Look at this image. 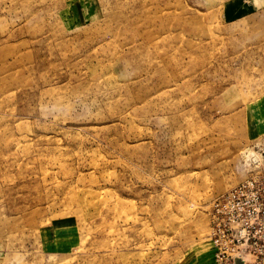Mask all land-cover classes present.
Segmentation results:
<instances>
[{"label":"rangeland","instance_id":"obj_1","mask_svg":"<svg viewBox=\"0 0 264 264\" xmlns=\"http://www.w3.org/2000/svg\"><path fill=\"white\" fill-rule=\"evenodd\" d=\"M263 151L264 0H0V264H217Z\"/></svg>","mask_w":264,"mask_h":264},{"label":"built area","instance_id":"obj_2","mask_svg":"<svg viewBox=\"0 0 264 264\" xmlns=\"http://www.w3.org/2000/svg\"><path fill=\"white\" fill-rule=\"evenodd\" d=\"M208 236L217 264H264V161L214 199Z\"/></svg>","mask_w":264,"mask_h":264}]
</instances>
